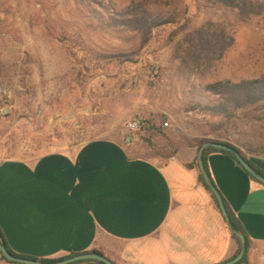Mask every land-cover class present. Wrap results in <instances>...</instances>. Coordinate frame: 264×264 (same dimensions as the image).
I'll list each match as a JSON object with an SVG mask.
<instances>
[{"label": "rangeland", "instance_id": "1", "mask_svg": "<svg viewBox=\"0 0 264 264\" xmlns=\"http://www.w3.org/2000/svg\"><path fill=\"white\" fill-rule=\"evenodd\" d=\"M107 1L121 10L140 0H0V163L85 139L127 146L135 120L156 118L169 134L214 138L189 111L193 93L264 76V18L241 23L202 0H150L164 23L144 43L109 27ZM208 23L229 31L233 46L211 67H184V36Z\"/></svg>", "mask_w": 264, "mask_h": 264}, {"label": "crops", "instance_id": "2", "mask_svg": "<svg viewBox=\"0 0 264 264\" xmlns=\"http://www.w3.org/2000/svg\"><path fill=\"white\" fill-rule=\"evenodd\" d=\"M248 159L264 170L263 157ZM197 161L187 147L164 164L133 158L108 138L3 161L0 229L15 253L37 260L98 251L115 264L225 263L237 245ZM207 164L251 241L248 262L264 264V187L225 154ZM0 264L12 263L0 254Z\"/></svg>", "mask_w": 264, "mask_h": 264}, {"label": "trees", "instance_id": "3", "mask_svg": "<svg viewBox=\"0 0 264 264\" xmlns=\"http://www.w3.org/2000/svg\"><path fill=\"white\" fill-rule=\"evenodd\" d=\"M202 1L208 8L234 14L241 23H247L255 18H264V0ZM107 3L108 8L105 10V14L108 16L107 24L109 27L135 33L141 36L144 43H147L151 39L154 30L160 28L164 23L163 18L157 12L150 9L151 6L155 5L150 0L134 1L130 6L121 10L113 7L108 1ZM100 16H102L100 12L96 14V17L101 19ZM233 44L234 37L229 31L225 28H217L212 23H208L184 36L180 45V49L182 50L181 63L186 68L192 66L198 70L206 69L211 67L215 62L220 61ZM189 111L205 119L206 126L210 129V135H213L214 138L198 140L169 134L164 128L156 126L158 124L156 118L153 120H144L146 128L139 132L131 133L133 137H129L130 142L127 146L125 145L130 157L153 161L157 160L163 163L176 156L185 147L194 148L198 152L205 143L217 142L236 149L254 169L264 176V170L258 168L248 159V155L264 158V76L250 80H225L208 84L203 90L193 93V101L190 104ZM213 153H221L229 156L256 184L264 187L262 182L256 180L244 169L233 154L224 150L215 148L205 150L204 163L208 173L207 157ZM200 179L212 193L202 174ZM212 195L218 204L215 195L213 193ZM224 203L233 230L246 237V252L243 259L237 264H250L248 262V251L251 247V241L247 232L225 200ZM231 235L237 245V250L233 257L235 258L241 252V240L236 233L232 232ZM0 242L15 257L37 260L15 253L10 248L1 229ZM0 254L2 259L12 264H20L7 260L1 251ZM41 261L56 262L60 260ZM85 262L104 264L92 260L74 264Z\"/></svg>", "mask_w": 264, "mask_h": 264}, {"label": "water", "instance_id": "4", "mask_svg": "<svg viewBox=\"0 0 264 264\" xmlns=\"http://www.w3.org/2000/svg\"><path fill=\"white\" fill-rule=\"evenodd\" d=\"M208 148H215V149H220V150L230 152L231 154H233L237 158V160L240 162V164L244 167V169L251 176H253L256 180L262 182L263 184H264V176L261 175L256 169H254L236 149H234L233 147H231L229 145L217 143V142H207L198 151V164H199V168L201 170V173H202L207 185L209 186L210 190L215 195V197L218 201V204L220 206L221 212H222L230 230L232 232L236 233L237 236L241 240V252L239 253V255L236 256L235 258L225 262V263H222V264H237L243 259L244 255H245L246 237L233 230L231 220H230L226 205L224 203L223 197L220 194V192L218 191V189L215 186L210 174L208 173V171L206 169V166L204 163V152ZM0 251H1L2 255L7 260H9L11 262H15V263H20V264H74L77 262L88 261V260L99 261V262H102L104 264H114L110 259H108L103 254L98 253V252L78 254L76 256H72V257L66 258L64 260L56 261V262H45V261H41V260L24 259V258L15 257L8 252L6 247L4 245H2L1 242H0Z\"/></svg>", "mask_w": 264, "mask_h": 264}, {"label": "built area", "instance_id": "5", "mask_svg": "<svg viewBox=\"0 0 264 264\" xmlns=\"http://www.w3.org/2000/svg\"><path fill=\"white\" fill-rule=\"evenodd\" d=\"M169 126H170L169 122L164 123V127L167 128ZM144 128H146V124L142 120H135V121L129 123V125H128V130H129V132H132V133L139 132V131L143 130ZM126 142H130V139H127Z\"/></svg>", "mask_w": 264, "mask_h": 264}]
</instances>
